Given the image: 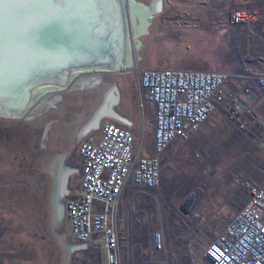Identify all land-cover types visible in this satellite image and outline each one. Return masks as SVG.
Listing matches in <instances>:
<instances>
[{
  "label": "rangeland",
  "instance_id": "1",
  "mask_svg": "<svg viewBox=\"0 0 264 264\" xmlns=\"http://www.w3.org/2000/svg\"><path fill=\"white\" fill-rule=\"evenodd\" d=\"M128 1L139 22L135 65L121 72L85 69L95 73L78 76L65 91L28 95L20 118L0 114V264H105L98 247H72L63 206L81 180V140L111 120L105 113L97 127L90 125L112 88L118 93L112 111L132 121L133 146L142 139L141 156L153 155L154 112L137 94L136 63L238 77L264 74V0H159L158 14L151 13L157 0ZM235 11L249 13V24H233ZM235 84L237 104L214 112L188 141H175L162 154L152 197L133 198L132 186L126 187L118 208L122 264H145L150 233L158 227L169 264H207L206 245L246 201L247 186L264 181V93L251 87V99L243 79ZM60 164L73 171L56 205Z\"/></svg>",
  "mask_w": 264,
  "mask_h": 264
},
{
  "label": "built area",
  "instance_id": "2",
  "mask_svg": "<svg viewBox=\"0 0 264 264\" xmlns=\"http://www.w3.org/2000/svg\"><path fill=\"white\" fill-rule=\"evenodd\" d=\"M250 18L247 12L235 11L232 23L249 24ZM132 69L137 73L138 96L154 112L153 155L141 156L142 139L138 148L133 146L129 123L120 126L110 120L98 126L97 133L90 129L77 151L78 189L63 206L72 247H98L105 254V264H122L118 208L126 187L132 186L133 198L152 197L150 191L159 185L162 154L175 141H188L214 112H227L237 104L233 93L237 79H243L247 93L253 88L264 93V74L238 77L223 72L150 69L137 63ZM247 188L246 201L204 248L202 257L207 264H264V181ZM150 235L145 264L156 262L153 259L158 256L164 257L160 263L169 264L163 228Z\"/></svg>",
  "mask_w": 264,
  "mask_h": 264
},
{
  "label": "water",
  "instance_id": "3",
  "mask_svg": "<svg viewBox=\"0 0 264 264\" xmlns=\"http://www.w3.org/2000/svg\"><path fill=\"white\" fill-rule=\"evenodd\" d=\"M6 4L5 2L0 5V11L7 10L8 5ZM74 10L65 15H63L64 10L59 13L53 11L49 14L46 11L36 10L34 14L30 15L32 18L37 16L36 20L30 21L35 25H26L27 18H23L24 21L22 22L17 21L16 24L20 22V26H14V29H12L13 25L10 22L5 24L4 30L7 28L8 31L7 34L4 33V36L3 34L0 35V42H3L0 47L5 50L7 41L8 45L12 41V47L10 46L11 54L9 56L0 55V64H7L8 66V60L15 63L12 65L11 71L4 69L0 72V111L8 114H20L32 87L42 83L63 84L68 70L106 67L111 69L114 67L119 57V39L115 40L116 49H111L107 44L105 46L99 45L95 50L86 46L87 35L85 31L79 30L71 33L74 31L73 27L80 25L75 22L81 23L78 14L77 20L73 21V17L77 13ZM112 10L117 15L118 9L114 8ZM14 12H8V16L15 15ZM105 16L109 21L111 20L107 13ZM118 18L119 15H117V20ZM109 21L106 22L107 25L105 26V38L110 28ZM26 40L31 42L28 50L26 43H24ZM46 54L50 57L44 56ZM53 59L58 62L51 64L50 61ZM25 60L31 64L30 67L24 68L25 64L23 63L26 62ZM7 91L12 92V95L8 94L7 96ZM108 114L111 117L120 119L115 112ZM66 170L63 194L68 192L65 184L68 175L73 171L71 168H66ZM58 208L57 216L58 213H61L62 205L59 204Z\"/></svg>",
  "mask_w": 264,
  "mask_h": 264
},
{
  "label": "bare ground",
  "instance_id": "4",
  "mask_svg": "<svg viewBox=\"0 0 264 264\" xmlns=\"http://www.w3.org/2000/svg\"><path fill=\"white\" fill-rule=\"evenodd\" d=\"M5 2L7 3L6 5H8V8L6 11L2 12V15H0V35L4 33L7 34L8 29L6 28L4 30L5 24L7 22H10L12 26V29H14V26L18 27L20 26V22L16 24L17 21H24L23 18H27L25 21V24H31V25H35L32 24L30 21L36 20L37 16H35V18L30 17L31 14H34L36 10H42V12H47L48 14L50 12L55 11L54 13H59L60 11H63V15L67 14L68 12L74 10L76 13V15L73 17V21L77 20V14L80 16L81 20L79 22H75L76 24H80L77 25L74 28L73 32H78L80 31H85V34L87 35V45L88 47L92 48L93 50H95L99 45H109V47L111 49H116L115 47V40L119 39V50L121 49V53L123 52V55H121L120 58V53H119V57L118 60L116 61L114 67L112 69H120L121 70L124 67H127L125 69H128L130 67H132V64L135 65V44H134V40H135V36L138 33V20L133 12V7L131 6V4L129 3L128 0H72L71 3H67L65 2V0H40V2H28V3H18L15 2V0H5ZM156 2H158L156 4V9H153L154 3L152 4V11L151 13H159L161 10V2L159 0H157ZM118 9L117 15H119V18L117 20V15L113 13L112 9ZM77 9H79L77 11ZM16 11V12H14ZM106 11V12H105ZM109 11V13H108ZM8 12H14L15 15L8 16ZM82 13V14H81ZM108 14V17L110 16L111 20L109 21L105 14ZM107 21H109V32L107 37H104V31H105V26L107 25ZM82 24V25H81ZM107 28V27H106ZM4 30V31H3ZM100 34V35H99ZM123 34H125L126 38H122ZM11 40V39H9ZM3 43L2 41L0 42V44ZM24 43H26V48L27 50L29 49V45H30V40H26ZM10 45H8V41L6 42V47L5 50L3 47H0V55H6L9 56L11 54L10 50L11 49V45H12V41L9 42ZM11 46V47H10ZM121 46V47H120ZM46 57H50L49 55H44ZM39 57V56H38ZM1 58V56H0ZM26 61V60H25ZM27 62V61H26ZM24 62V68L30 67L31 64H28ZM58 61L53 59L52 61H50V63H57ZM14 61H10L8 60V66L7 64H0V72H2L4 69L6 70H10L13 68L12 65H14ZM108 69V67H106ZM105 68V69H106ZM85 70H73L72 72V77H70L68 84L66 85L67 82H64L63 84H61L58 87H54L53 85H49V84H40V85H36L34 86L35 88H33V92H29V96L32 97V95L36 94L38 91L42 92L43 94H53V92H62L65 91V89L69 88L74 81L76 80V78L80 75H84V74H90V73H95L93 72H89L88 73L84 72ZM98 71V70H97ZM96 71V72H97ZM99 72H108L107 70H100ZM89 76V75H88ZM81 78V77H80ZM78 81V80H77ZM1 84V83H0ZM80 85V84H78ZM52 86V87H51ZM66 89V90H67ZM74 89V88H73ZM7 96L12 95V92H8L7 91ZM118 93L116 88H112V90L110 91V93H108L105 97H104V105L102 106V108L100 109V111H98V115H95L94 119L92 120V122L90 123V125L92 126H97L99 123V120L102 118V116L105 113H113L114 111H112V107L113 104L115 103V101L118 99ZM10 99V98H9ZM40 99V97L38 98ZM43 99V98H42ZM39 103V102H38ZM31 112V111H30ZM0 114H2L3 116H7V117H16L19 118L18 116H15L17 114H8L7 112L4 111H0ZM26 115V114H25ZM23 118V117H22ZM90 126V127H92ZM90 127L88 128V130L90 129ZM93 128V127H92ZM63 161V159L61 160ZM67 173L66 168L63 166V164H60V170H59V177H56L57 179V190H56V197H55V204L57 205L58 200L57 198L61 197V192L64 190V181H65V175ZM65 217V216H64Z\"/></svg>",
  "mask_w": 264,
  "mask_h": 264
},
{
  "label": "crops",
  "instance_id": "5",
  "mask_svg": "<svg viewBox=\"0 0 264 264\" xmlns=\"http://www.w3.org/2000/svg\"><path fill=\"white\" fill-rule=\"evenodd\" d=\"M255 95H256V93H254V92L252 91V92L249 93V94L247 93L245 96H247L248 98H251V99H252L253 97H254V98L256 97ZM242 100H243V99H242ZM242 100H241V101H242ZM243 102H244V100H243ZM117 116H118L120 119H118V118H116V119H112V117H110V118H111V120H114L115 123H117V124L120 125V126H128V123L131 124V127L133 126L132 121H130L128 118L123 117V116H120V115H118V114H117ZM97 126H98V125H97ZM97 126H96V127H97ZM89 127H90V126H89ZM89 127H88V128H89ZM88 128L86 129V131L88 130ZM86 131H85V132H86ZM89 131H90V130H89ZM89 131H88V132H89ZM88 132H87V133H88Z\"/></svg>",
  "mask_w": 264,
  "mask_h": 264
},
{
  "label": "snow or ice",
  "instance_id": "6",
  "mask_svg": "<svg viewBox=\"0 0 264 264\" xmlns=\"http://www.w3.org/2000/svg\"><path fill=\"white\" fill-rule=\"evenodd\" d=\"M15 2L28 3V2H40V0H15ZM65 2L71 3L72 0H65ZM3 3H5V0H0V5H2ZM0 15H2V11H0Z\"/></svg>",
  "mask_w": 264,
  "mask_h": 264
},
{
  "label": "flooded vegetation",
  "instance_id": "7",
  "mask_svg": "<svg viewBox=\"0 0 264 264\" xmlns=\"http://www.w3.org/2000/svg\"><path fill=\"white\" fill-rule=\"evenodd\" d=\"M132 1H133V0H132ZM133 3H134V1H133ZM153 3H154L153 9L155 10V9H156V4H157L158 2L154 1ZM153 3H152V4H153ZM135 4H136V3H135ZM132 9H133V8H132ZM150 10H151V9H150ZM133 12H134V10H133ZM156 14H157V13H156ZM144 21H145V18H144ZM68 82H69V80H68ZM68 82H67V83H68ZM67 83H66V85H67ZM18 115H19V118H20V114H17V115H15V116H18ZM10 118H16V117H10Z\"/></svg>",
  "mask_w": 264,
  "mask_h": 264
}]
</instances>
